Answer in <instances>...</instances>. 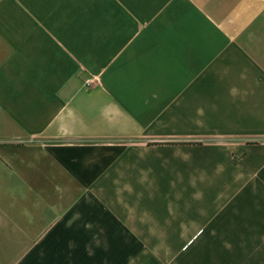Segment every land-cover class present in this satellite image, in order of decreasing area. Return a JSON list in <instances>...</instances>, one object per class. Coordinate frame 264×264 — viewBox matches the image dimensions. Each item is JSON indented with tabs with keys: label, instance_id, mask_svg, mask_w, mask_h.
Wrapping results in <instances>:
<instances>
[{
	"label": "crops",
	"instance_id": "obj_1",
	"mask_svg": "<svg viewBox=\"0 0 264 264\" xmlns=\"http://www.w3.org/2000/svg\"><path fill=\"white\" fill-rule=\"evenodd\" d=\"M262 203L264 0H0V264H264Z\"/></svg>",
	"mask_w": 264,
	"mask_h": 264
},
{
	"label": "rangeland",
	"instance_id": "obj_2",
	"mask_svg": "<svg viewBox=\"0 0 264 264\" xmlns=\"http://www.w3.org/2000/svg\"><path fill=\"white\" fill-rule=\"evenodd\" d=\"M256 190H257V189H256ZM236 197H237V198H241L240 195H236ZM258 199H259V194H252V195L250 196V199H249V206H250V208H251V210H252L253 212H256V211L258 210L257 207H259V205H260L259 202H261V201H259ZM244 200H245V203L248 202V200H246V196H244ZM262 204L264 205V203H262ZM245 206H247V204H245ZM254 208H257V209H254ZM240 218H242V219H244V218L247 219V217H246V213H244L243 215H240ZM239 245H240V247H239ZM156 246L158 247L159 251H163L164 249H166V248L168 247V244H156ZM235 246L237 247V249L235 248V250L238 251V250H242V246H243V244H242V243H241V244H235ZM172 259L177 260L176 258H172ZM158 260H159L160 263L162 264V261H163L164 259L160 258V259H158ZM174 260H172V262H173ZM171 264H172V263H171Z\"/></svg>",
	"mask_w": 264,
	"mask_h": 264
}]
</instances>
